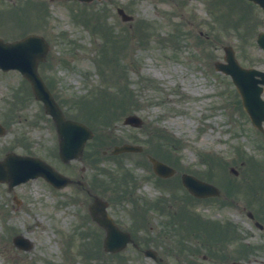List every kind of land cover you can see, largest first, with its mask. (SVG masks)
I'll return each mask as SVG.
<instances>
[{"label": "rangeland", "instance_id": "obj_1", "mask_svg": "<svg viewBox=\"0 0 264 264\" xmlns=\"http://www.w3.org/2000/svg\"><path fill=\"white\" fill-rule=\"evenodd\" d=\"M30 1L39 4L41 0H0V34L7 40L19 37L13 26L21 18L27 21L28 31L37 30L35 20H48L46 37L52 47L39 70L54 80L52 91L66 114L85 116L98 133L87 144L82 163L63 164L52 155L56 148L54 127L43 117L41 104L31 97L15 112L13 121L6 118L9 124L0 138V148L1 144L12 146L20 140L22 148L18 149L26 152L28 148L30 153L46 156L73 178L82 176L87 187L109 201V212L119 225L133 228L137 220L149 227L147 232L133 231L135 236L159 231L157 240L148 244L155 248L161 245L171 264H186V254L175 249L176 242L179 247L181 244L174 239L173 226L190 225L198 215L206 221L231 220L248 226L245 214L238 211L245 204L252 209L264 208V180L259 182V197L250 204L244 198L254 186L257 170L264 178V168L250 162V158L264 161V140L259 139L261 134L253 131L248 116L238 107L239 95L230 77L216 71L213 62L222 60L223 46L230 44L240 64L264 69V51L253 39L256 30H264V10L252 6L257 26L250 35L245 24L240 23L238 30L225 25L230 8L231 16L237 17L240 2L245 5L240 0H94L81 5L47 0L48 7L40 14L31 5L28 7L32 11L23 8L22 16L7 15L11 8H21ZM118 6L132 19L123 20L116 11ZM80 9L83 14L77 18ZM25 84L17 71H0V120L18 107L13 104L17 90L28 96ZM132 109L143 119L142 128L123 124L124 115ZM107 113H113L116 120L114 127L107 126L109 129L92 118ZM154 128H162L179 140L171 141L178 145L171 149L173 154L157 149L164 140L153 133ZM130 136L141 143L148 140L145 150L152 155L159 150L177 168V176L157 180L145 153L110 152L115 144L135 141ZM203 153L217 155L220 161L207 164ZM82 164L86 169L81 172ZM127 169L133 170L135 182L122 193L114 185L123 177L119 172ZM181 172H196L212 177V181L214 177L213 183H231L230 191L221 192L229 200L237 197V205L219 204V199L198 202L188 197L180 183ZM226 195L221 197L226 200ZM159 198H169L171 204H165L164 209L157 207V211L151 209ZM90 201L92 197L75 184L56 192L36 178L8 191L0 182V264H156L136 254L131 246L112 256L97 252L103 230L86 216ZM180 232L175 236L179 240ZM237 232L243 234L244 229L238 227ZM170 233L173 235L168 236ZM16 234L28 240V250L14 245Z\"/></svg>", "mask_w": 264, "mask_h": 264}, {"label": "water", "instance_id": "obj_2", "mask_svg": "<svg viewBox=\"0 0 264 264\" xmlns=\"http://www.w3.org/2000/svg\"><path fill=\"white\" fill-rule=\"evenodd\" d=\"M41 40L42 39L38 36H28L22 40L14 42H4L0 39V68L4 70L16 68L29 79L34 94L37 98L43 101L45 111L51 114L55 121L59 137L60 154L63 160L66 161L78 155L83 141L89 136V134L84 133V130L86 129H84L82 124L63 117L60 108L42 85V82L36 73V65L38 61L43 58L47 47L45 42H42ZM226 58L230 62L226 68L220 64H216V66L231 73L233 81L243 95L245 108L251 114L253 122L259 124L261 119L264 118V112L260 110L261 107L259 106V103L262 101L259 99V92H256L257 80L253 77L252 71L237 67L238 65L228 49H226ZM252 96L254 98H251ZM140 122V119L135 116H129L125 119V123H130L132 125H139ZM79 133H83V135H79ZM137 149L138 148L135 146L123 145L121 147H115L114 151ZM151 160L153 162L154 171L157 174L167 176L173 172L170 167L153 158H151ZM37 175H43L55 185L61 186L67 182V179L56 173L53 168L43 164L35 158L24 156L13 157L9 155L7 159L0 162V180L9 181L10 186ZM56 180H61L62 182L57 183L55 182ZM182 181L185 186L196 195L217 193V190L214 187L202 184V182H199L190 175H183ZM90 212L93 219L104 226L107 230V236L104 241L105 249H111L113 246H117V248L123 246L127 234L121 232L122 238L116 242L114 234L117 231L111 219L106 214L105 203L98 198H95L94 203L90 207Z\"/></svg>", "mask_w": 264, "mask_h": 264}, {"label": "flooded vegetation", "instance_id": "obj_3", "mask_svg": "<svg viewBox=\"0 0 264 264\" xmlns=\"http://www.w3.org/2000/svg\"><path fill=\"white\" fill-rule=\"evenodd\" d=\"M9 150V148L1 144L0 152L3 155ZM245 213L250 219V225L255 230L244 231L241 236L236 233L230 236L227 232L228 230H226L224 238L220 241H213L209 235L201 238L195 235L187 247L190 254L189 264H231L233 260L262 264L261 255H264V222H261V225H257L256 215L248 211H245ZM226 224V229L231 227L230 224ZM194 234L195 232H192V235ZM160 250L161 247L159 245L157 251ZM157 257L159 264H167L163 255L158 254Z\"/></svg>", "mask_w": 264, "mask_h": 264}]
</instances>
